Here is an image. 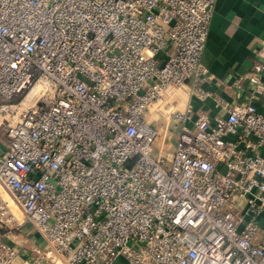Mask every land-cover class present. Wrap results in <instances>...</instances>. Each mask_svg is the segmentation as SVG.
Returning a JSON list of instances; mask_svg holds the SVG:
<instances>
[{
	"label": "built area",
	"instance_id": "1",
	"mask_svg": "<svg viewBox=\"0 0 264 264\" xmlns=\"http://www.w3.org/2000/svg\"><path fill=\"white\" fill-rule=\"evenodd\" d=\"M214 3L0 0V105L49 86L0 151V185L43 245L23 256L0 237V264H264V111L226 104L190 126V104L172 107L188 80L204 94Z\"/></svg>",
	"mask_w": 264,
	"mask_h": 264
},
{
	"label": "crops",
	"instance_id": "2",
	"mask_svg": "<svg viewBox=\"0 0 264 264\" xmlns=\"http://www.w3.org/2000/svg\"><path fill=\"white\" fill-rule=\"evenodd\" d=\"M263 46L264 0H215L201 56L206 77L198 84L204 94L197 93L193 81L188 80L178 93L179 102L172 107L181 110L190 107L187 121L190 126L192 119L199 115L210 121L224 115L226 104L251 102L264 111V72L260 75L263 89L259 92H255L254 85L245 79ZM159 104L150 107L148 121L165 120L169 107L159 106L156 110ZM4 146L0 143V151ZM258 151L264 156V146H259ZM21 231L40 239L34 230L21 228Z\"/></svg>",
	"mask_w": 264,
	"mask_h": 264
},
{
	"label": "rangeland",
	"instance_id": "3",
	"mask_svg": "<svg viewBox=\"0 0 264 264\" xmlns=\"http://www.w3.org/2000/svg\"><path fill=\"white\" fill-rule=\"evenodd\" d=\"M22 96L17 98L14 102L13 107H9L8 109H1L0 107V143L1 145H5L7 143V138L5 134V124L7 119H10L16 115H20L33 101H27L28 106L25 103H20ZM152 105H150L151 107ZM7 107V106H5ZM150 107L145 109L142 113V117L146 120L147 114L150 112ZM152 123L160 129V135L157 137L154 143V151L157 153L159 149H161V144L163 143V129L165 128L166 122L163 119H155ZM172 126L174 125L171 123ZM178 128V125L174 126ZM169 145H173L171 141L168 142ZM168 149V144H164V151ZM242 201L240 199H236L235 205L241 204ZM0 205L4 207H0V237L7 238L15 243V245L19 248L21 254L24 256H32L35 254V249L37 250L38 246L42 247L43 243L41 240L37 238H31V236H27L21 231L23 229H31L34 230L33 226L29 222H25V218L23 216L22 211L16 205V203L11 199L10 195L5 191V189L0 185ZM240 205H238L239 207ZM227 207L225 206L224 209ZM5 210H8L6 212ZM11 214V216H10ZM40 243L41 245H38ZM23 258L17 257L16 260H22Z\"/></svg>",
	"mask_w": 264,
	"mask_h": 264
},
{
	"label": "bare ground",
	"instance_id": "4",
	"mask_svg": "<svg viewBox=\"0 0 264 264\" xmlns=\"http://www.w3.org/2000/svg\"><path fill=\"white\" fill-rule=\"evenodd\" d=\"M49 89V86L46 82L42 81V80H38L30 89L29 91L26 93V95L21 99L20 103H25L28 106V102L27 101H33V99H35L40 93H46ZM4 106V105H0ZM1 109H8V107H1ZM0 109V110H1ZM0 120H1V116H0Z\"/></svg>",
	"mask_w": 264,
	"mask_h": 264
}]
</instances>
